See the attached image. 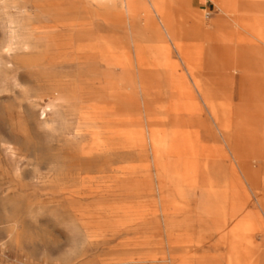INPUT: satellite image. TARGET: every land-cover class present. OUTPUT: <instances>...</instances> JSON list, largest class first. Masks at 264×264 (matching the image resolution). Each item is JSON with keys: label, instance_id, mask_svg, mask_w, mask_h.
<instances>
[{"label": "rangeland", "instance_id": "obj_1", "mask_svg": "<svg viewBox=\"0 0 264 264\" xmlns=\"http://www.w3.org/2000/svg\"><path fill=\"white\" fill-rule=\"evenodd\" d=\"M182 1L0 0V264H264V0Z\"/></svg>", "mask_w": 264, "mask_h": 264}, {"label": "crops", "instance_id": "obj_2", "mask_svg": "<svg viewBox=\"0 0 264 264\" xmlns=\"http://www.w3.org/2000/svg\"><path fill=\"white\" fill-rule=\"evenodd\" d=\"M153 3L160 9H163L162 12L164 13L162 16V21L166 27V29L171 33L172 37H176V31L180 29L181 24L179 23L178 19L175 17V9H174V1L176 0H152ZM184 3L182 0H180ZM221 0L217 1V6L224 10V4L220 2ZM104 45V44H103ZM105 48H113L114 45H104Z\"/></svg>", "mask_w": 264, "mask_h": 264}]
</instances>
